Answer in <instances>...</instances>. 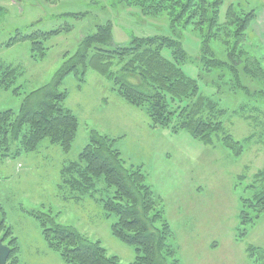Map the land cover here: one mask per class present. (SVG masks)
I'll use <instances>...</instances> for the list:
<instances>
[{
  "label": "rangeland",
  "instance_id": "374dc122",
  "mask_svg": "<svg viewBox=\"0 0 264 264\" xmlns=\"http://www.w3.org/2000/svg\"><path fill=\"white\" fill-rule=\"evenodd\" d=\"M232 4L245 12L256 10V15L264 10V0H225L222 21ZM0 6L6 9L0 23V59L23 70L14 85L21 86L22 94L0 90V111H18L25 94L50 82L64 55L73 54L82 36L100 24L112 23L116 44L124 45L132 36L175 35L167 14L146 16L139 7L126 6L120 0H0ZM66 13L86 14L74 18ZM260 21L253 22L239 46L260 60L264 68V18ZM67 26L71 31L45 42L48 50L42 59L32 57L29 40L6 44L17 30L30 33ZM180 30L184 49L195 57L181 67L198 79L201 93L212 95L226 109L222 121L233 137L243 140L251 136L252 142L245 143L242 155H236L222 140L208 146L186 131L166 137L163 129L145 125L144 120L149 121L146 114L122 100L108 78L90 70L80 88L77 77L69 75L60 89L68 91L65 107L79 119L71 151L66 153L44 139L37 151L0 159V219L5 212L6 222L18 238L19 264H66L48 248L39 223L26 211L59 214L57 222L74 226L89 240L100 241L108 255L117 256L122 263L136 259L135 247L112 235L111 226L117 217L107 216L103 208L101 198L113 191L105 182L98 184L95 197L81 201L65 200L59 194L62 166L78 159L92 130L116 138L114 147L120 148L127 167L144 164L150 174L147 182H151L174 231L172 244L181 264H264L260 254L254 260L246 252L249 244L264 250V211L254 219L255 226L253 221L241 224L239 218L243 204L251 217L256 214L244 199L253 200L264 186L255 181V174L264 167V99L257 92L264 90V80L252 78L241 66L238 76L227 65L208 71L200 58L198 31L191 26ZM228 38L212 40L211 47L215 57L232 63L225 44ZM163 55L172 58L168 48ZM232 58L237 61L236 53ZM118 69L116 64L113 70ZM239 227L248 230L242 240L235 237Z\"/></svg>",
  "mask_w": 264,
  "mask_h": 264
},
{
  "label": "trees",
  "instance_id": "16d2710c",
  "mask_svg": "<svg viewBox=\"0 0 264 264\" xmlns=\"http://www.w3.org/2000/svg\"><path fill=\"white\" fill-rule=\"evenodd\" d=\"M225 0H120L126 6L139 7L146 16L167 14L175 35L132 36L126 44H116L111 22L100 24L95 31L82 36L77 50L64 55L65 60L50 82L25 94L15 111H0V159L22 156L37 151L44 139L70 152L79 129L78 117L65 107L68 91L61 90L64 80L74 74L81 88L88 71L93 70L112 81V89L122 100L143 111L152 129H167L172 134L188 132L194 139L208 146L222 140L236 155L245 151V143L251 136L237 140L225 127L222 118L226 114L220 102L212 95L200 92L198 79L188 76L182 63L193 60L183 47L180 28L192 27L201 37V56L208 71L229 66L239 74V66L254 79L264 80V68L240 43L246 40L248 28L256 19V10L245 12L230 5L221 20ZM6 9L0 6V23ZM86 13H66L82 18ZM71 31V26L51 31L34 30L24 33L17 30L7 46L29 40L35 59L46 56L45 42L52 36ZM176 32L178 34H176ZM232 63L214 55L211 41L224 39ZM234 42L232 46L231 42ZM170 49L171 57L163 55ZM241 48V49H239ZM236 53L237 61L232 58ZM119 65L117 71L113 70ZM244 64V65H240ZM82 68V70H80ZM23 70L19 66L0 59V90H13L22 94L21 86H15ZM239 86L240 82L238 83ZM264 99V90L257 91ZM175 105V106H174ZM117 140L92 130L89 143L77 160L65 163L61 168L58 191L65 200L81 201L95 197L98 184L103 181L113 191L101 198L107 216L115 215L112 235L121 242L134 246L137 257L131 263H122L117 256H110L100 241L89 240L77 228L57 222L59 214L52 211H26L39 223L48 248L59 254L66 264H181L177 249L172 244L174 231L166 218V210L160 205L147 174L141 166H126ZM255 181L264 184V167L255 174ZM254 200V202H253ZM251 214L243 204L241 224L253 221L264 211V186L254 194ZM25 211V210H24ZM237 240H242L246 228L239 227ZM0 239L10 247L6 264L20 263V244L13 229L6 222V213L0 219ZM246 252L250 259L264 257L261 247L249 244Z\"/></svg>",
  "mask_w": 264,
  "mask_h": 264
},
{
  "label": "crops",
  "instance_id": "0c3cea01",
  "mask_svg": "<svg viewBox=\"0 0 264 264\" xmlns=\"http://www.w3.org/2000/svg\"><path fill=\"white\" fill-rule=\"evenodd\" d=\"M262 18H264V10L261 12V13H258L257 12V16H256V20L254 21V24H257L260 20L262 21ZM260 21V22H261ZM263 22V21H262ZM253 24V23H252ZM262 29H264L263 27H262ZM144 123H145V125H148V128H151V126H150V122L149 121H146V120H144ZM161 132H163V134L166 136V137H169V138H173V136L172 135H170L171 134V132L169 131V130H167V129H163ZM107 135V134H106ZM110 136V135H109ZM110 137H112V136H110ZM113 138V137H112ZM114 139H116V138H114ZM118 149V148H117ZM120 149V148H119ZM121 152V151H120ZM133 166H141L142 167V170L147 174V178L149 179V177H150V174H149V172H147L146 171V168H145V166H144V164L142 163V164H133ZM17 173V172H16ZM149 184L151 185V182H149ZM152 186V185H151ZM189 207V205H187V208ZM182 208H184V206H182Z\"/></svg>",
  "mask_w": 264,
  "mask_h": 264
},
{
  "label": "water",
  "instance_id": "95a60500",
  "mask_svg": "<svg viewBox=\"0 0 264 264\" xmlns=\"http://www.w3.org/2000/svg\"><path fill=\"white\" fill-rule=\"evenodd\" d=\"M10 255V247L0 239V264H6Z\"/></svg>",
  "mask_w": 264,
  "mask_h": 264
}]
</instances>
